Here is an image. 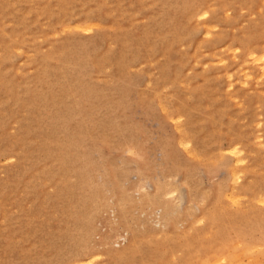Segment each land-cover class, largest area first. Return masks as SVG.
I'll list each match as a JSON object with an SVG mask.
<instances>
[{
    "label": "rangeland",
    "instance_id": "374dc122",
    "mask_svg": "<svg viewBox=\"0 0 264 264\" xmlns=\"http://www.w3.org/2000/svg\"><path fill=\"white\" fill-rule=\"evenodd\" d=\"M0 264H264V0H0Z\"/></svg>",
    "mask_w": 264,
    "mask_h": 264
},
{
    "label": "bare ground",
    "instance_id": "6f19581e",
    "mask_svg": "<svg viewBox=\"0 0 264 264\" xmlns=\"http://www.w3.org/2000/svg\"><path fill=\"white\" fill-rule=\"evenodd\" d=\"M234 175H236V174H234ZM237 179V178H236ZM231 196V195H230ZM239 197V196H238ZM242 197V196H241ZM235 198H236V196H235ZM235 198H234V200H235ZM64 240V239H63ZM74 242V241H73ZM72 247V246H71ZM75 251V250H74ZM124 252V250H121V252L120 253H123ZM123 256V255H122Z\"/></svg>",
    "mask_w": 264,
    "mask_h": 264
}]
</instances>
